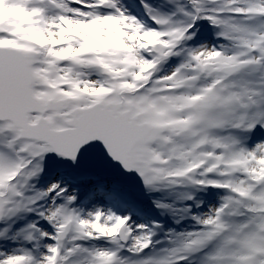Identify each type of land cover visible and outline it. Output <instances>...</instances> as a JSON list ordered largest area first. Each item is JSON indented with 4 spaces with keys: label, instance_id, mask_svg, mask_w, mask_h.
<instances>
[{
    "label": "snow or ice",
    "instance_id": "6c2138e0",
    "mask_svg": "<svg viewBox=\"0 0 264 264\" xmlns=\"http://www.w3.org/2000/svg\"><path fill=\"white\" fill-rule=\"evenodd\" d=\"M0 264H264V0H0Z\"/></svg>",
    "mask_w": 264,
    "mask_h": 264
}]
</instances>
